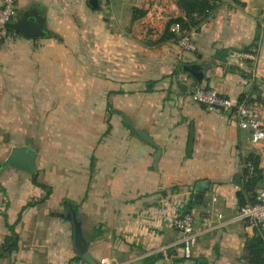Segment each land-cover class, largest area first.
Returning a JSON list of instances; mask_svg holds the SVG:
<instances>
[{"label": "crops", "instance_id": "1", "mask_svg": "<svg viewBox=\"0 0 264 264\" xmlns=\"http://www.w3.org/2000/svg\"><path fill=\"white\" fill-rule=\"evenodd\" d=\"M239 1L220 0L192 27L188 52L163 36L185 17L179 0H16L15 20L38 15L48 32L0 41V246L11 226L18 236L0 264H91L73 205L97 264H251L258 231L236 215L251 154L264 186V139L191 97L196 84L247 96L264 122V0ZM23 146L35 169L4 167ZM188 205L199 231L190 259L174 226Z\"/></svg>", "mask_w": 264, "mask_h": 264}, {"label": "built area", "instance_id": "2", "mask_svg": "<svg viewBox=\"0 0 264 264\" xmlns=\"http://www.w3.org/2000/svg\"><path fill=\"white\" fill-rule=\"evenodd\" d=\"M16 0H3L0 6V41L9 34L8 22L15 20L17 16ZM174 33V40L180 49L188 52H195L196 43L189 32L183 30L180 23L171 26ZM192 100L206 105L211 109H219L225 112L231 111L235 116L241 129L251 130L253 141L264 139V122L259 107L248 98L234 101L229 96L221 93L217 88L204 87L196 84L191 93ZM252 169V164L247 163ZM236 219L244 222L257 231L264 230V186L257 190L256 202L249 203L239 209ZM174 226L180 233V242L183 245L184 255L187 259L192 258L193 248L195 247L199 231L196 228L195 217L190 212H182L174 220ZM100 264H110L107 258H102Z\"/></svg>", "mask_w": 264, "mask_h": 264}, {"label": "trees", "instance_id": "3", "mask_svg": "<svg viewBox=\"0 0 264 264\" xmlns=\"http://www.w3.org/2000/svg\"><path fill=\"white\" fill-rule=\"evenodd\" d=\"M239 3V0H234ZM220 0H179L180 6L183 8L185 12V17H177L168 22L166 27V32H164V38L172 37L174 38V33L171 32V26L174 23H180L183 30L189 32L190 29L194 26H197L201 21L208 18L211 13L218 7V3ZM135 19V17H134ZM9 32H14L12 29H9ZM244 98H248L250 101L254 102V99H251L247 96L242 95L239 100ZM247 162L252 164V169L246 166L243 175V184L244 189L239 193V202L240 208L249 203L256 202V194H257V185L262 180V173L259 169L260 156L256 154H251L247 158ZM34 183L43 187L47 190V197L50 194V189L44 185L37 182V180L33 179ZM44 197V198H45ZM30 203V205H32ZM73 209L75 210L77 206L73 205ZM191 205H188L187 208L183 210V212L189 211ZM12 234L6 237L5 241L0 246V257H4L7 254L18 249V236L15 233L14 226L10 227ZM246 257L248 258L251 264H264V235L258 231L257 235L253 236L249 239L248 243L245 246Z\"/></svg>", "mask_w": 264, "mask_h": 264}, {"label": "water", "instance_id": "4", "mask_svg": "<svg viewBox=\"0 0 264 264\" xmlns=\"http://www.w3.org/2000/svg\"><path fill=\"white\" fill-rule=\"evenodd\" d=\"M91 3L94 7H98L99 0H91ZM7 27L27 37L43 36V35H46L48 32L40 16L35 15V14L29 15V16L26 15V16L20 17L19 19L15 21L8 22ZM229 113H231V111H229ZM124 118L126 122L131 127L134 128L135 132L141 139H143L145 142L151 145L157 146L153 138L147 132L138 129L133 125L128 115H124ZM160 153H161L160 149L158 148L157 155H156L157 159L160 158ZM35 160H36V151L33 148L23 146V147L14 148L11 155L5 161V163L34 170ZM69 216L70 217L72 216V219L74 222L76 247L79 250L80 255L87 262L91 264H97V262L93 260V258L91 257L88 251V244H87L86 239L83 236L81 224L77 220L76 211L71 210V215Z\"/></svg>", "mask_w": 264, "mask_h": 264}, {"label": "rangeland", "instance_id": "5", "mask_svg": "<svg viewBox=\"0 0 264 264\" xmlns=\"http://www.w3.org/2000/svg\"><path fill=\"white\" fill-rule=\"evenodd\" d=\"M41 105H42V100H35V108H36V119L38 118V119H41V117H42V115H38L37 113L38 112H40L41 110H40V107H41ZM4 167H9V166H11V167H18V166H15V165H11V164H7V163H5L4 162Z\"/></svg>", "mask_w": 264, "mask_h": 264}]
</instances>
